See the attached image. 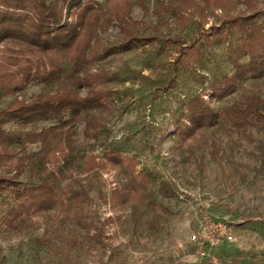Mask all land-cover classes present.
Here are the masks:
<instances>
[{
	"label": "rangeland",
	"instance_id": "obj_1",
	"mask_svg": "<svg viewBox=\"0 0 264 264\" xmlns=\"http://www.w3.org/2000/svg\"><path fill=\"white\" fill-rule=\"evenodd\" d=\"M195 1L201 4V0ZM128 2L108 5L100 0L103 11L94 31L93 43L103 46L102 53L108 50L111 54L95 62L91 72L103 69L109 77H118L106 85L115 98L110 116H99L103 134L99 138L88 136L85 122L80 120L65 157L56 156L54 164H46L55 175L58 193L67 192L71 197L68 190L72 182L73 190L81 192V209L66 200L37 215L34 223L9 228L2 221L8 208L0 200V264H194L200 248L191 237L199 232L206 217L227 225L229 230L231 249L221 258L222 264H264V130L217 126L205 141H182L175 133L176 121L189 97L209 88L215 76L230 72L226 47L235 42L239 31L234 29L227 44L218 43L212 36L208 42L205 33L221 23L222 10L196 8L189 0ZM251 2V7L240 5L231 15L249 9L261 12L264 21V0ZM129 36L149 42L120 50ZM190 46L201 50L200 58L187 56L186 66H178L181 48ZM7 55L0 52V62ZM64 59L61 82L76 73ZM176 77L178 83L171 87L169 83ZM255 83L264 99L262 79L246 81L224 102L210 97L207 101L219 109L244 99ZM57 87L34 84L21 95L30 99ZM87 92L86 88L78 90L80 97ZM12 100L1 95L0 109L7 108ZM48 126L42 124L40 128ZM14 149L17 155L32 157L42 168L45 150L41 142ZM110 149L137 157L138 170L156 179L155 189L165 183L173 196H160L155 191V205L136 206L133 199L125 209L114 205L112 191L124 190L128 181L104 159ZM94 157L96 162H105L106 168L81 172ZM55 163L61 165V173ZM39 177L36 168L28 166L20 181L28 187L39 183ZM77 215L92 227H81Z\"/></svg>",
	"mask_w": 264,
	"mask_h": 264
},
{
	"label": "trees",
	"instance_id": "obj_2",
	"mask_svg": "<svg viewBox=\"0 0 264 264\" xmlns=\"http://www.w3.org/2000/svg\"><path fill=\"white\" fill-rule=\"evenodd\" d=\"M104 1L109 5L119 0ZM189 1L196 8L224 12L221 23L205 33L208 42L212 36L218 43L227 44L235 28L239 36L226 47L230 72L215 76L209 88L189 97L176 121L175 133L182 141L202 138L205 141L217 126L237 131L248 128L264 130V99L258 83L244 99L219 109H214L207 101L210 97L224 102L243 88L246 81L264 79V21L261 12L252 13L247 9L231 15L232 10H237L240 5L251 7V0H201V4ZM102 11L100 0H0V52L8 54L0 62V96L13 98L7 108L0 109V172L8 173L0 175V200L8 208L2 221L9 228L34 223L37 215L64 204L66 200L81 209V192L73 190L72 182L68 190L71 197L67 192L58 193L55 175L48 171L46 164L53 163L56 156L58 159L59 155L65 157L66 146L71 143L70 137L77 122L83 120L88 136L99 138L103 134L99 116L105 113L110 116L112 112L115 93L106 85L118 77H109L103 69L96 73L90 69L95 62L111 54L108 50L102 53L103 46L93 43ZM147 42L149 40L129 36L120 50L139 48ZM187 56L199 59L201 50L195 46L181 48L177 65L185 67ZM62 58L76 71L66 82H61ZM206 81L207 78L202 77V83ZM177 83L176 77L169 85L174 87ZM34 84L59 87L52 92L45 90L30 99L21 95ZM80 87L88 90L85 97L79 96ZM11 124L16 128L7 129ZM42 124L49 126L40 128ZM34 142H41L45 150L42 168L35 165L32 157L17 155L14 149ZM104 156L127 177L124 190L115 188L111 193L112 203L120 209L127 208L130 199L136 206L155 205V191L160 196H173V191L165 183L155 189L156 179L138 170L140 161L137 157L113 149L107 150ZM105 164L96 162L94 157L81 172L89 174L96 168H106ZM28 166L36 168L40 182L26 187L20 178ZM54 166L61 173V165L55 163ZM82 218L77 215L79 225L91 228Z\"/></svg>",
	"mask_w": 264,
	"mask_h": 264
},
{
	"label": "built area",
	"instance_id": "obj_3",
	"mask_svg": "<svg viewBox=\"0 0 264 264\" xmlns=\"http://www.w3.org/2000/svg\"><path fill=\"white\" fill-rule=\"evenodd\" d=\"M226 239L229 242L232 240L227 225L216 223L206 217L205 222L199 228V232L191 237V242L200 248L194 259V264L201 263L204 260L209 261L211 264H222L220 259L212 253L222 243V240Z\"/></svg>",
	"mask_w": 264,
	"mask_h": 264
},
{
	"label": "crops",
	"instance_id": "obj_4",
	"mask_svg": "<svg viewBox=\"0 0 264 264\" xmlns=\"http://www.w3.org/2000/svg\"><path fill=\"white\" fill-rule=\"evenodd\" d=\"M227 249L228 250H230L231 249V245H230V242H226V240L224 241H222V243L217 247V248H215L214 249V251H213V255L214 256H216L217 258H219L220 259V261H222V257L224 258L225 257V254L227 253ZM224 255V256H223ZM207 263L209 262V261H207V260H205ZM198 264H201L200 262L198 263ZM209 264H210V262H209Z\"/></svg>",
	"mask_w": 264,
	"mask_h": 264
}]
</instances>
